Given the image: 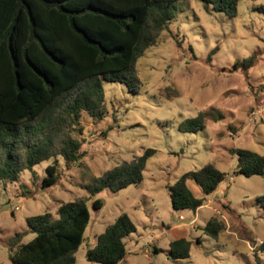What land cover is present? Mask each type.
Returning <instances> with one entry per match:
<instances>
[{"label": "rangeland", "instance_id": "obj_1", "mask_svg": "<svg viewBox=\"0 0 264 264\" xmlns=\"http://www.w3.org/2000/svg\"><path fill=\"white\" fill-rule=\"evenodd\" d=\"M264 0H240L238 14L229 16L200 0L172 4L173 19L138 59L140 87L103 80L106 113L81 119L83 158L67 166L58 158L59 181L43 186L44 160L20 173L16 181H0V264H12L5 241L26 230L27 218L50 212L84 197L91 213L76 264H99L87 258L89 247L121 213L136 231L124 238L127 254L118 264H264V175L237 173L236 148L264 154ZM256 53L257 61L244 70L236 65ZM212 116L199 131H181L179 124L200 111ZM155 149L143 180L118 192L109 188L91 196L86 189L95 177L123 160ZM213 163L225 173L215 191L206 195L188 179L192 192L206 196L196 211L172 207L169 188L187 171ZM101 199L100 208L93 206ZM217 218L224 224L218 238L205 232ZM35 236L28 233L23 242ZM191 241L189 258L173 259L170 242ZM200 240V242L198 241Z\"/></svg>", "mask_w": 264, "mask_h": 264}, {"label": "trees", "instance_id": "obj_2", "mask_svg": "<svg viewBox=\"0 0 264 264\" xmlns=\"http://www.w3.org/2000/svg\"><path fill=\"white\" fill-rule=\"evenodd\" d=\"M176 1L0 0V181H16L23 170L53 158L43 179V186H53L59 181L58 158L67 166L83 158L81 119L84 113L94 119L104 117L103 80L124 83L132 92L139 89L137 61L173 19L171 6ZM200 1L229 16L238 14L240 0ZM259 9L264 11V6ZM256 61L253 53L236 65L248 77ZM210 116L223 117L211 108L184 119L178 127L199 131ZM234 152L237 173L264 175V154L248 148ZM154 153L148 148L105 170L86 186L89 195L105 188L118 192L141 182ZM224 178L225 173L211 162L185 172L169 188L172 207L196 211L206 203V196L192 192L188 179L208 195ZM257 203L264 208V194ZM102 204L99 198L93 200L96 209ZM57 215L55 219L50 212L30 216L28 228L5 241L12 264H76L91 219L86 199L62 203ZM223 228V222L212 218L204 229L218 238ZM135 231L131 217L121 213L88 248L87 258L118 264L127 254L124 238ZM28 233L35 236L23 242ZM191 244L185 237L171 241L172 258H189Z\"/></svg>", "mask_w": 264, "mask_h": 264}]
</instances>
